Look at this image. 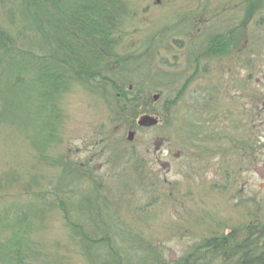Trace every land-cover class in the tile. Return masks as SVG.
I'll return each mask as SVG.
<instances>
[{
  "label": "rangeland",
  "instance_id": "obj_1",
  "mask_svg": "<svg viewBox=\"0 0 264 264\" xmlns=\"http://www.w3.org/2000/svg\"><path fill=\"white\" fill-rule=\"evenodd\" d=\"M119 1L128 7L122 27L114 35L119 57L126 54L124 46L130 47L127 54L142 51L147 45L162 47L153 63L133 66L140 72L149 70L148 75L156 77V87L166 88L163 100L150 105L159 108L167 97L179 95L181 100L174 109L177 121L180 117L188 121L191 111L197 113L194 118L202 119L203 89L217 88L218 77L214 73L194 74L191 78L185 33L193 27L199 29L200 35L199 16L207 13L205 5L210 11L203 19L212 24L210 34L216 33L220 0ZM6 8L0 6L2 22L6 20ZM20 47L5 49L9 59L4 58L0 64L2 82H7L3 78L12 76L16 67L37 68L36 61L23 58ZM217 67L214 62L212 70ZM200 68L201 63L196 64L198 72ZM27 73L22 92L0 88V245L12 241L17 231L7 222L25 213L29 225L21 231L26 250H30L26 264H89L82 256L79 241L72 238L59 205L65 201L72 209L75 202L92 191L108 203L109 209L93 214L82 201L74 218L87 223L92 214L101 215L109 231L114 220L119 222L123 235L132 234L144 242L147 247L142 245L141 250H159L165 264H174L202 240L223 237L235 228L251 226L256 232L264 229L261 139L253 143L251 159L244 142L234 149L225 147L223 170L219 158L208 153L210 146L192 153L191 142L185 138V144H181L164 122L155 129L139 130L135 140L127 143L128 123L118 121L119 116L112 112L103 94L88 93L80 86L70 88L59 102L61 127L55 124V132L60 130L54 136L47 127L48 104L39 100L37 87ZM134 76L132 90L147 80ZM142 87L149 89L143 84ZM127 89L122 90L135 93ZM154 94L157 93L150 96ZM210 96L215 101L218 94ZM65 168L82 173L80 182L59 187ZM57 191L61 194L59 203L51 196ZM49 197L52 202L47 203ZM83 200L93 199L85 196ZM0 264L8 263L0 259Z\"/></svg>",
  "mask_w": 264,
  "mask_h": 264
},
{
  "label": "trees",
  "instance_id": "obj_2",
  "mask_svg": "<svg viewBox=\"0 0 264 264\" xmlns=\"http://www.w3.org/2000/svg\"><path fill=\"white\" fill-rule=\"evenodd\" d=\"M5 1L9 3L5 11V22L9 21L12 23L14 21L13 18L18 17L21 25L15 31V39L10 38V35L6 33L5 39L9 43L22 47L28 45L31 41L28 32L32 29V37L36 39L37 44L40 42L38 46H41V49L45 48L49 54H57L65 61L69 60V62H72L74 55L70 53V50L74 49L72 45L53 46L51 42L45 41L50 39L48 38V34L51 35L50 30H55L56 28L60 30L63 28L66 30L64 37L67 40H71L72 43H75L76 48H83L85 50L88 48L94 58L97 57L92 62V64L94 63L93 65L97 66L96 69H105L106 63L100 60V56L104 54L105 49L111 53L110 50L112 48L109 40L112 39L110 35L113 33V37L122 27L120 25L122 24L123 17L119 18V14L115 9L108 14L106 12L101 13L96 17V20L87 19V16L84 14L88 10H77V13H74L72 18L64 22L63 25H60L61 23L60 21L58 22V17L55 22V17L59 11L55 8L56 0H21L22 4L19 7L18 3H15L13 6L10 4L11 2L13 4V0H0V3ZM41 2L44 4L40 12H38L37 9H40ZM28 4L32 8L26 6ZM123 10L125 11L124 8ZM38 13H40V16H37ZM1 22L2 20H0ZM42 39L45 40L43 41ZM151 39H154V36ZM86 42L87 44L90 42L91 45L88 44L87 47ZM120 62L119 59H115L111 63L109 62L110 66L107 71L98 72L97 76L100 75V79L88 80V87H83V89L87 90L88 93L106 94V100L110 103L112 112L117 117L119 116L118 118L127 117L128 119H134L137 115L145 111H151L157 114L161 122L166 124V127L171 126L170 130L176 133L177 137L175 138L178 139L177 141L185 144V138L188 139V136H186L187 127H185V118L180 117L181 120L177 121L174 110L181 100L179 98L180 96H173V98L167 97L161 105L163 106L162 109L159 110L156 105H150L151 99L149 96L152 92H157L162 99L166 88L151 87V89H147L146 91L140 88L142 84L136 83L138 87L132 91L135 93L123 92L122 89L127 88L133 82L131 78L135 74L131 72L129 76L126 75V72L121 68ZM74 66L72 65V67ZM24 68L22 66L18 69L15 80L1 82L0 88H4L10 93L15 91L22 92V86L26 83V77L24 76L26 71H28L27 75H29L35 69L34 66L28 70ZM30 78L33 86L37 87L36 91L38 98H40V95L42 96L44 94V89L38 87L36 84L39 79L38 74H33ZM51 91L57 93L55 88ZM116 94H119V96L115 97ZM147 102L148 108L149 106H154L157 109L154 110L151 107L149 109L145 108L144 106H146ZM176 122L179 123L177 124ZM63 174L65 175L63 176ZM82 176L83 174H76L72 169L65 168L59 181L66 187H70L80 182V177ZM63 177L64 179L62 180ZM67 192L65 191V197H67ZM60 195L59 191H57V195L54 194L51 196L54 201L57 200V203H59ZM85 196H91L93 200L90 202L83 200ZM85 196L79 199L81 202H75L72 209L71 205L65 201L59 207L63 211L64 220L68 225L67 227L73 233L72 238L79 241L81 253H83L82 256L89 264H165L159 250L151 248L141 250L142 245L147 247L144 242L139 241L132 234L128 235L124 233L123 235L122 225L119 222L114 220L111 224V231H109L108 223L104 220V217H101V215L97 217L93 216L94 212L97 214H103V211L107 212V209H109L108 203L102 201L98 193H93V191ZM82 201H84L83 204L85 206L93 210V214L87 223L79 222L74 218L78 213L77 209H79ZM71 217H73V221H71L72 219L70 220ZM7 223L17 231L13 234L12 238L14 239L12 241L6 240L5 243L0 245V259L5 260L8 264H26L25 261L30 257V250H26L27 246L25 245V239L23 238V232L21 230L25 227L28 228L29 221H26L25 213H20L16 214L13 221ZM174 264H264V229H257L256 232V229L249 227L245 230L232 231L223 237L204 239L193 249L185 252Z\"/></svg>",
  "mask_w": 264,
  "mask_h": 264
},
{
  "label": "flooded vegetation",
  "instance_id": "obj_3",
  "mask_svg": "<svg viewBox=\"0 0 264 264\" xmlns=\"http://www.w3.org/2000/svg\"><path fill=\"white\" fill-rule=\"evenodd\" d=\"M205 9L210 11L206 5ZM216 11V33L210 34L212 24L203 19L206 12L199 16L200 35L193 27L185 33L191 78L214 73L218 77L217 88L203 89L205 116L194 118L197 113L191 111L187 140L194 148L192 153L210 146L208 153L219 158L223 170L225 147L234 149L244 142L251 159L253 143L264 141V0H220ZM214 62L219 67L212 70ZM212 93L218 94L215 101ZM127 127L134 132L133 140L139 130H145L132 122Z\"/></svg>",
  "mask_w": 264,
  "mask_h": 264
},
{
  "label": "bare ground",
  "instance_id": "obj_4",
  "mask_svg": "<svg viewBox=\"0 0 264 264\" xmlns=\"http://www.w3.org/2000/svg\"><path fill=\"white\" fill-rule=\"evenodd\" d=\"M41 1V0H40ZM18 3L19 5L22 4L21 0H13L10 3L12 6ZM44 3H40V9H37L38 12L42 9V5ZM8 2H3L0 3V6H8ZM55 8L60 11H58L57 16L55 19L58 17V22L60 21V25H63L64 22H67L70 18L73 17L74 13H77V10H82V11H87L84 15L87 16L88 20H96V17H98L101 13L106 12L107 14L113 9H115L118 14L119 18L123 17L125 18V14L128 11L127 5L123 4L119 0H56L55 1ZM29 6V8H32L29 4L26 5ZM21 7V6H20ZM34 7V6H33ZM125 9V11L123 10ZM36 10V9H35ZM105 13V14H106ZM106 14V15H107ZM37 16H40V13L37 14ZM102 18V17H101ZM13 22L10 23L9 21L6 22H1L0 23V64H3L4 58L9 59L8 55L6 54L5 49L10 48L13 45V43H9L5 38H6V33L10 35V38L15 39V31L18 30L21 25H20V20L17 18H13ZM54 20V19H53ZM98 20V19H97ZM57 19L55 20V22ZM32 27V26H30ZM32 29L28 32L29 39L31 40L28 45H24L23 47H20L22 51L21 55H23V58L27 59L28 61H36V69H33L32 72L30 73L29 76H33V74H38L39 79L37 80V85L38 87H42L44 89L43 95H40L39 100H43L48 104V110L49 112L47 113V127H49L48 132L54 136H58L57 134L59 133V130L55 132L56 125L58 127H61V122L59 121L61 118L60 112L61 110V104L59 102L63 100L65 94L70 93V88L74 87H88V80H99L100 75L97 76L98 72H104L109 69L110 63L113 60H118L121 61V68L126 72V75H130L131 72L134 74L138 75L141 77V79L146 78L147 80L142 83L143 86L146 88L151 89L156 87L157 81L156 77L148 75V72L143 71L140 72L138 67H133L134 65H139L146 63L150 64L153 63L154 58L157 59L156 54L160 50V46H157L156 48L147 45L146 49L140 51V50H135L129 54H127L128 50L130 49L129 46H124V53L125 56L122 55V57H118L119 53H117V44L116 41H118L114 36L112 37L113 33L111 34L110 30V37L112 40H109L111 44V53L107 49L104 50V54L100 56V60H103V63H106L105 69H96V65H93L92 62L94 58L92 52H89V49H79L75 47V43H72L71 40H67L64 36L66 35V30L63 28L60 30H50V34H48V38L50 39H42L43 41H49L52 43L53 46H63V45H72L74 47L73 50H70L71 55H73L72 62L65 61L61 56L53 53H48L45 48L41 49V46H38L40 42H36V39H33L32 35ZM15 43V42H14ZM25 43V42H24ZM89 45H91L90 42H88ZM88 44L86 42V45L88 47ZM109 44V45H110ZM85 46V45H84ZM93 46V45H92ZM117 48V49H116ZM116 49V51H115ZM98 56V55H97ZM123 59V60H121ZM110 62V63H109ZM72 65H75L72 67ZM100 70V71H98ZM18 72V67H16L15 73L12 76H7L6 78H3V81H8V80H15L16 79V74ZM108 74V73H107ZM112 75V73H110ZM4 74H1V76ZM156 76L159 78L160 76L156 74ZM159 79L158 81H160ZM2 81L0 80V83ZM22 86V85H20ZM149 86V87H148ZM165 86H167L165 84ZM22 90H24V85L22 86ZM57 90L56 92H53L51 90L53 89ZM158 88V87H157ZM67 90V91H66ZM21 92V91H20ZM153 93V92H152ZM148 108V103H146V106ZM163 106L159 107V110L162 109ZM152 109L156 110L154 106H151ZM53 113V114H49ZM152 115L155 117H159L157 114L151 112ZM53 115V117H52ZM122 116V115H121ZM177 116V115H176ZM56 124V125H55ZM160 124V123H159ZM158 124V125H159ZM158 125L152 127V129H155ZM82 174V173H81ZM80 174V175H81ZM59 182V187L63 186L64 184ZM51 198L49 197L45 201L47 203L52 202L50 200ZM80 201V200H78Z\"/></svg>",
  "mask_w": 264,
  "mask_h": 264
},
{
  "label": "water",
  "instance_id": "obj_5",
  "mask_svg": "<svg viewBox=\"0 0 264 264\" xmlns=\"http://www.w3.org/2000/svg\"><path fill=\"white\" fill-rule=\"evenodd\" d=\"M157 99H158L157 95L153 97V101H156ZM156 124H157V120L149 116H142L138 121V125L144 128H150L155 126ZM132 139H133V133H129L127 140L132 141Z\"/></svg>",
  "mask_w": 264,
  "mask_h": 264
}]
</instances>
